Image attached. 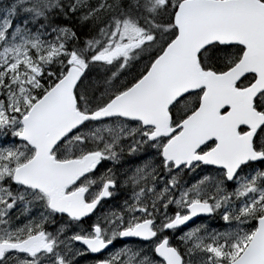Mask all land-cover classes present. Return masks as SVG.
Masks as SVG:
<instances>
[{"label": "snow or ice", "instance_id": "snow-or-ice-1", "mask_svg": "<svg viewBox=\"0 0 264 264\" xmlns=\"http://www.w3.org/2000/svg\"><path fill=\"white\" fill-rule=\"evenodd\" d=\"M0 264H264V0H0Z\"/></svg>", "mask_w": 264, "mask_h": 264}, {"label": "rangeland", "instance_id": "rangeland-1", "mask_svg": "<svg viewBox=\"0 0 264 264\" xmlns=\"http://www.w3.org/2000/svg\"><path fill=\"white\" fill-rule=\"evenodd\" d=\"M215 226V225H214Z\"/></svg>", "mask_w": 264, "mask_h": 264}]
</instances>
